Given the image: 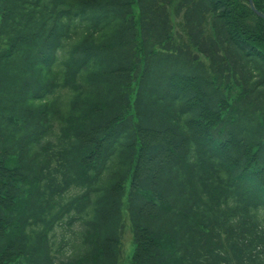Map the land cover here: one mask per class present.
I'll return each mask as SVG.
<instances>
[{
	"label": "trees",
	"instance_id": "obj_1",
	"mask_svg": "<svg viewBox=\"0 0 264 264\" xmlns=\"http://www.w3.org/2000/svg\"><path fill=\"white\" fill-rule=\"evenodd\" d=\"M126 216L131 264H264V19L0 0V264H120Z\"/></svg>",
	"mask_w": 264,
	"mask_h": 264
},
{
	"label": "rangeland",
	"instance_id": "obj_2",
	"mask_svg": "<svg viewBox=\"0 0 264 264\" xmlns=\"http://www.w3.org/2000/svg\"><path fill=\"white\" fill-rule=\"evenodd\" d=\"M124 221H125V230L121 243L122 255L120 259V264H131L135 249L133 244V234L127 216L125 217Z\"/></svg>",
	"mask_w": 264,
	"mask_h": 264
},
{
	"label": "water",
	"instance_id": "obj_3",
	"mask_svg": "<svg viewBox=\"0 0 264 264\" xmlns=\"http://www.w3.org/2000/svg\"><path fill=\"white\" fill-rule=\"evenodd\" d=\"M249 2H250V5H251L252 9H253L254 11H256L257 14H258L260 17L264 18V14L256 10L255 5H254V3H253V0H249Z\"/></svg>",
	"mask_w": 264,
	"mask_h": 264
}]
</instances>
